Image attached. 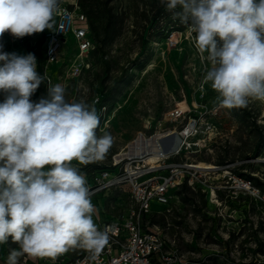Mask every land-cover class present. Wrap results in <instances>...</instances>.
<instances>
[{"label":"clouds","instance_id":"obj_1","mask_svg":"<svg viewBox=\"0 0 264 264\" xmlns=\"http://www.w3.org/2000/svg\"><path fill=\"white\" fill-rule=\"evenodd\" d=\"M160 2L194 34V46L209 65L203 82L218 93V108L264 102V0ZM59 3L0 0V37L51 30ZM0 62V244L11 238L18 245L6 264H21L24 257L55 262L75 250L94 262L109 244V232L94 221L87 175L72 162H103L114 137L97 135L95 102H69L61 84L49 82L46 97L30 99L46 79L33 53L0 52Z\"/></svg>","mask_w":264,"mask_h":264},{"label":"rangeland","instance_id":"obj_2","mask_svg":"<svg viewBox=\"0 0 264 264\" xmlns=\"http://www.w3.org/2000/svg\"><path fill=\"white\" fill-rule=\"evenodd\" d=\"M76 2L92 21L96 44L95 53L88 58L92 66L82 72L73 68L78 49L74 38L68 36L60 50L65 65L55 70L51 84L63 85L69 102H95L100 116L97 135L108 132L114 143L103 162L84 166L73 161V165L92 181L94 172L105 168L111 155L139 133L149 137L156 131L164 135L174 128L180 130L186 120L168 122L166 113L178 103L181 110L187 111L188 104L181 102L185 98L197 102L207 111L208 121L218 127L221 139L213 154L193 153L177 160L213 164L219 173L217 168L209 181L225 187L216 203L210 202L209 193L183 187L173 199L174 213L164 219L171 224L168 232L176 235L187 259L199 264H264V102L250 101L241 109L218 108V93L210 82H203L209 65L194 46V34L190 35L185 25L163 32L156 16L162 5L160 0ZM59 4L67 5L62 0ZM46 30L21 39L5 33L0 37V52L19 50L18 55H26L21 41L40 46ZM47 89L48 84L41 83L30 99L46 97ZM4 98L0 92V102ZM214 108L218 109L216 115L211 112ZM142 148L140 152L153 151L149 142ZM224 170L237 177H257L258 182L253 185L260 190V197L241 192L232 182L226 185L228 173ZM1 245L6 257L1 261L6 264L10 250L18 245L11 238Z\"/></svg>","mask_w":264,"mask_h":264},{"label":"built area","instance_id":"obj_3","mask_svg":"<svg viewBox=\"0 0 264 264\" xmlns=\"http://www.w3.org/2000/svg\"><path fill=\"white\" fill-rule=\"evenodd\" d=\"M68 36L74 38L78 49L73 68H77L78 72L90 70L92 64L88 58L96 47L90 36L88 17L77 4H59L53 16V28L45 31L40 46L21 41L27 54L35 55L37 72L46 75L45 85L54 78L56 67L65 63L60 57V50ZM41 52L44 63L40 73ZM181 102L188 104L187 111L181 110L178 103L166 113L168 122L186 120L180 130L174 128L167 133L176 132L174 137L168 135L161 139L155 152H140L139 149L157 134L156 131L147 137L141 132L119 152L111 155L106 167L94 172L92 181L87 179L91 200L98 213L94 221L101 230L107 228L109 232V244L98 260L89 261L88 253L75 250L58 257L55 262L49 258L24 257L21 264H199L187 259L176 235L168 232L171 224L165 223L164 219L174 213L173 199L184 186L192 191L209 193L210 202L214 203L213 199L218 202L225 186L212 185L209 181L211 174L194 167L199 162L189 164L179 162L177 158L201 152L213 154L221 132L213 122L208 121L207 111L197 102L187 98ZM211 112L216 115L218 109L214 108ZM140 138L142 141L139 143ZM148 157H154L153 164L148 163ZM217 171L219 173V168ZM224 172L228 173L226 185L232 182L241 192L260 197V190L250 179L237 177L228 170ZM154 205L159 208H154Z\"/></svg>","mask_w":264,"mask_h":264},{"label":"trees","instance_id":"obj_4","mask_svg":"<svg viewBox=\"0 0 264 264\" xmlns=\"http://www.w3.org/2000/svg\"><path fill=\"white\" fill-rule=\"evenodd\" d=\"M156 16H157V18H159V24L162 23L160 28L163 30V32L166 31V30H168L169 28H175V27H181V26H183L178 19H175V20L173 19L172 13L169 12V11H166V9H165V7L163 5H161V7L157 10ZM87 17H88V20H89L90 36H91L93 42L95 43V41L93 39V34H92V27H93L92 26V21H91V19L89 18L88 15H87ZM95 47H96V44H95ZM95 51H96V48L91 53L90 56H92L95 53ZM40 56H41L40 57V59H41L40 60V63L41 64H40L39 72L41 73L42 72V66H43V63H44V56H43L42 52H41ZM63 65H65V63ZM63 65L61 67H63ZM61 67L60 66H57L56 67V70L59 71V69H61ZM41 92L43 94H45V91L41 90ZM248 179H250L252 182H254V181L255 182H258V178L257 177H252V176L249 177L248 176ZM184 187H186V186H184Z\"/></svg>","mask_w":264,"mask_h":264},{"label":"bare ground","instance_id":"obj_5","mask_svg":"<svg viewBox=\"0 0 264 264\" xmlns=\"http://www.w3.org/2000/svg\"><path fill=\"white\" fill-rule=\"evenodd\" d=\"M62 2L63 3H67V4H69V5H75V4H77V2H76V0H62ZM3 36H5V34L3 35ZM9 39H10V37H9ZM11 40V39H10ZM10 44L14 47V42L11 40L10 41ZM18 53H20L19 52V50L17 51ZM16 52V53H17ZM150 71V69H148V72ZM114 118V117H113ZM172 133V134H171ZM170 134H164L163 135V132H160V131H158L157 132V134L155 135V137L149 142V144L151 145V148L153 149V151L152 152H155L156 151V146H158L159 145V142H160V140L163 138H165V137H167L168 135H173V137L175 136V134H176V132H171ZM156 141H157V145H156ZM157 151H158V147H157ZM147 161H148V163H151V164H153L154 163V157H148L147 159H146ZM199 164V165H198ZM196 166H194V167H196V168H198V169H200V170H202L203 172H205L207 175H209V174H215L216 173V169H217V167H215L213 164H210V163H203V162H199ZM177 198V197H176ZM212 203V202H211ZM214 203H216V201L214 202Z\"/></svg>","mask_w":264,"mask_h":264},{"label":"crops","instance_id":"obj_6","mask_svg":"<svg viewBox=\"0 0 264 264\" xmlns=\"http://www.w3.org/2000/svg\"><path fill=\"white\" fill-rule=\"evenodd\" d=\"M5 250V249H4ZM4 250L2 249V245L0 244V264H3V260H5V256H4ZM2 260V261H1ZM41 264H46V263H41Z\"/></svg>","mask_w":264,"mask_h":264}]
</instances>
